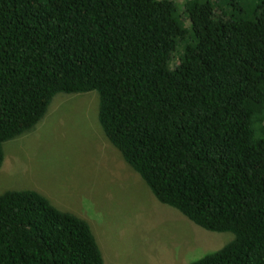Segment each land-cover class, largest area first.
I'll use <instances>...</instances> for the list:
<instances>
[{"label":"trees","instance_id":"1","mask_svg":"<svg viewBox=\"0 0 264 264\" xmlns=\"http://www.w3.org/2000/svg\"><path fill=\"white\" fill-rule=\"evenodd\" d=\"M89 92L158 203L232 234L188 264H264V0H0V165L56 94ZM92 233L0 193V264H103Z\"/></svg>","mask_w":264,"mask_h":264},{"label":"rangeland","instance_id":"2","mask_svg":"<svg viewBox=\"0 0 264 264\" xmlns=\"http://www.w3.org/2000/svg\"><path fill=\"white\" fill-rule=\"evenodd\" d=\"M96 108L94 92L56 94L30 131L2 144L0 193L32 190L84 220L103 264H188L232 240L158 203L104 138Z\"/></svg>","mask_w":264,"mask_h":264}]
</instances>
